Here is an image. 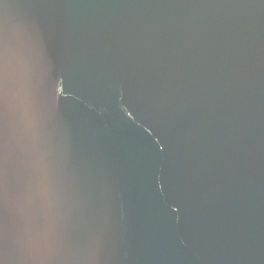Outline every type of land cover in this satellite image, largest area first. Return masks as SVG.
Here are the masks:
<instances>
[{
  "label": "water",
  "instance_id": "95a60500",
  "mask_svg": "<svg viewBox=\"0 0 264 264\" xmlns=\"http://www.w3.org/2000/svg\"><path fill=\"white\" fill-rule=\"evenodd\" d=\"M0 264H264V0H0Z\"/></svg>",
  "mask_w": 264,
  "mask_h": 264
}]
</instances>
